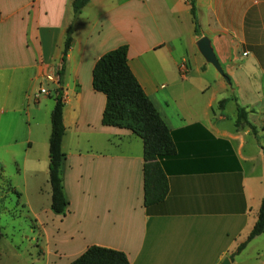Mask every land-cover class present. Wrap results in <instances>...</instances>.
I'll use <instances>...</instances> for the list:
<instances>
[{
	"label": "crops",
	"instance_id": "1",
	"mask_svg": "<svg viewBox=\"0 0 264 264\" xmlns=\"http://www.w3.org/2000/svg\"><path fill=\"white\" fill-rule=\"evenodd\" d=\"M72 1L0 0V149L14 159L21 148L18 170L48 173ZM193 2L196 25L190 0H91L78 16L63 78L68 207L50 235L35 220L46 242L31 264H70L90 246L120 251L129 264H264V232L231 258L264 196V0ZM202 37L230 86L198 52ZM120 46L175 146L160 162L167 194L148 206L142 140L101 124L106 99L91 84L96 61ZM236 105L253 110L257 134L235 128ZM76 158L80 169L68 170Z\"/></svg>",
	"mask_w": 264,
	"mask_h": 264
},
{
	"label": "trees",
	"instance_id": "2",
	"mask_svg": "<svg viewBox=\"0 0 264 264\" xmlns=\"http://www.w3.org/2000/svg\"><path fill=\"white\" fill-rule=\"evenodd\" d=\"M91 0H73V18L66 29L62 50L61 65L57 72L58 87L54 92V106L50 113V136L48 140V183L50 186V208L54 215H65L68 200L64 193L62 168L65 155L62 152V139L65 132L63 124L64 91L63 78L65 60L71 48L75 23L84 7ZM190 13L196 25L193 0H190ZM92 89L105 96L106 102L101 124L131 131L143 143V189L145 206L161 202L167 194V180L160 162L175 154L172 132L166 126L158 111L144 93L142 87L128 66L127 47L120 46L105 53L92 69ZM227 100L219 102L223 108ZM254 113L236 105V129L248 128L257 134L256 127L248 120ZM264 132V126L262 128ZM264 232V196L261 200L256 222L247 239L233 252L238 255L255 237ZM2 235L0 231V236ZM70 264H129L124 253L116 250L90 246Z\"/></svg>",
	"mask_w": 264,
	"mask_h": 264
},
{
	"label": "rangeland",
	"instance_id": "3",
	"mask_svg": "<svg viewBox=\"0 0 264 264\" xmlns=\"http://www.w3.org/2000/svg\"><path fill=\"white\" fill-rule=\"evenodd\" d=\"M48 101L52 103V99ZM232 113L233 109L226 110L227 115ZM36 120L40 121V116ZM34 123L35 120L33 125ZM258 140L263 154L262 133ZM17 148L18 146L15 148L14 159L0 149V264H31L36 254L40 253L36 247L44 246L46 236L41 229L39 234L35 220L38 226L39 222L46 223L49 235L52 227L59 226V219L55 218L50 208V186L46 169H39L34 173L32 172L35 170H18L24 153L21 148ZM79 169V159L69 161L68 170Z\"/></svg>",
	"mask_w": 264,
	"mask_h": 264
},
{
	"label": "water",
	"instance_id": "4",
	"mask_svg": "<svg viewBox=\"0 0 264 264\" xmlns=\"http://www.w3.org/2000/svg\"><path fill=\"white\" fill-rule=\"evenodd\" d=\"M196 48L200 55L203 57L204 61L207 64L211 65L216 70V72L222 77L225 83L230 86V81L228 77L224 74L220 64L218 63L212 50L210 41L206 37H202L196 42ZM220 264H230L229 259H224Z\"/></svg>",
	"mask_w": 264,
	"mask_h": 264
},
{
	"label": "built area",
	"instance_id": "5",
	"mask_svg": "<svg viewBox=\"0 0 264 264\" xmlns=\"http://www.w3.org/2000/svg\"><path fill=\"white\" fill-rule=\"evenodd\" d=\"M184 70H185V64H181L180 65V71L182 72V74H183ZM39 93L44 94V93H46V91L43 88H41Z\"/></svg>",
	"mask_w": 264,
	"mask_h": 264
}]
</instances>
